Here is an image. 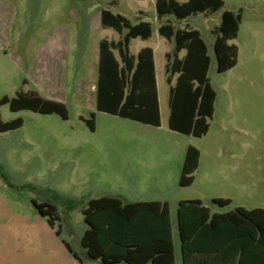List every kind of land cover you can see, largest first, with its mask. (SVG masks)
Here are the masks:
<instances>
[{"label": "rangeland", "instance_id": "obj_1", "mask_svg": "<svg viewBox=\"0 0 264 264\" xmlns=\"http://www.w3.org/2000/svg\"><path fill=\"white\" fill-rule=\"evenodd\" d=\"M109 2L0 0V99L35 92L63 102L68 112L64 119L58 113L1 107L3 121L22 118L23 125L0 133V264H104L89 258L81 243L88 228L83 209L89 200L103 196L168 202L176 264H183L180 201L200 199L212 213L264 205V0H225L219 11L183 22L201 32L211 57L208 75L218 92L203 137L168 127L170 85L164 54L172 52L174 44L157 29L145 44L156 52L160 127L100 112L95 94L76 88L90 69L96 41L116 35L94 26L103 8L133 22L136 11L144 8L146 20L158 26L154 0H119L112 7ZM226 10L242 13L238 37L232 41L240 64L230 73H219L214 30ZM140 41L133 43L132 51ZM92 114L95 130L86 123ZM189 146L200 150V162L193 184L183 187L180 179ZM218 197L233 202L220 207L213 203ZM71 200L78 203L73 208ZM35 202L57 207L60 219L55 226Z\"/></svg>", "mask_w": 264, "mask_h": 264}, {"label": "trees", "instance_id": "obj_2", "mask_svg": "<svg viewBox=\"0 0 264 264\" xmlns=\"http://www.w3.org/2000/svg\"><path fill=\"white\" fill-rule=\"evenodd\" d=\"M225 6V0H157L158 18L171 16L185 21L199 13L213 14ZM242 19L238 12L224 11L220 25L214 30L217 71L224 73L237 65L238 47L230 44L237 38ZM102 25L117 30L122 39L106 40L100 45L97 110L155 127L161 126L153 50L143 49L138 55L129 52L130 41L152 36L150 22L133 24L121 14L102 10ZM175 46L166 54L169 90L170 130L194 137L209 131L214 115L216 92L209 78L211 58L199 30L176 28L167 21L159 28ZM120 53L123 65L113 50ZM185 50L184 57L180 53ZM30 110L43 114L58 113L68 119L66 105L46 99L38 93H19L17 97L0 99V133L19 128L23 119L3 121L1 107ZM95 130V116L86 120ZM200 150L189 146L186 151L180 185L190 186L200 162ZM213 203L226 207L230 199L215 198ZM78 203L71 200V208ZM38 212L55 226L59 220L53 204L34 203ZM88 225L81 243L89 258L104 264H176L171 212L168 202H125L119 197L103 196L88 201L83 209ZM178 228L183 264H264V210L238 207L225 213L212 214L200 199L182 200L178 207ZM61 234V227L57 230ZM69 251L81 259L66 243Z\"/></svg>", "mask_w": 264, "mask_h": 264}, {"label": "crops", "instance_id": "obj_3", "mask_svg": "<svg viewBox=\"0 0 264 264\" xmlns=\"http://www.w3.org/2000/svg\"><path fill=\"white\" fill-rule=\"evenodd\" d=\"M137 1H140V2H145L146 0H137ZM184 1V0H183ZM118 2H119V0H110V2L108 3V5L110 6V7H112V6H114V5H117L118 4ZM156 2H157V0H154V4H155V11H154V13H155V17H156V19H157V22H158V26H157V28H155V26L152 24V22H150L151 23V25H152V35H153V33H154V30L155 29H157L158 30V32H159V28H160V26L161 25H163V24H166L167 23V21H172L173 23H174V25L176 26V28H184L185 26H187L188 24H186L185 26H183V22L184 21H180V22H177V21H175L174 20V18L173 17H171V16H167V17H163V18H158V16H157V11H156ZM103 9H109L110 10V8H103ZM102 9V10H103ZM112 11V10H111ZM113 12V11H112ZM114 13V12H113ZM115 14H119V13H115ZM136 14H137V16H136V22H133V21H131L129 18V20L133 23V24H137V23H139V22H142V21H144V22H149L148 20H146V16H147V13H146V10H144V8H139V10L138 11H136ZM199 14H204V15H211V14H207V13H199ZM122 15V14H121ZM124 16V15H123ZM126 17V16H125ZM127 18V17H126ZM186 21V20H185ZM94 26H96V27H101L104 31H108V30H114L115 32H116V35H113V36H111V37H109V36H105V37H101L99 40H98V44H97V41H96V44H95V47H94V53H93V58H92V60H91V62H90V69L88 70V72H87V74H86V76L82 79V81H81V84H78L77 86H76V88L77 89H79L80 90V88L81 87H83L84 89L86 88V89H89V93L93 96L94 94H95V105H96V109H97V85H98V78H99V71H98V67H99V59H100V45H101V42L102 41H104V40H106V41H108V42H115V43H117L118 41H120L121 39H122V37H123V35H121L117 30H115L114 28H111V27H104L103 25H102V11H101V13H100V17H99V19H98V21H96L95 22V24H94ZM189 26V25H188ZM192 28V27H191ZM90 29H91V27H90ZM194 29H196V28H194ZM198 30V29H197ZM240 30V29H239ZM201 33V32H200ZM159 35L162 37V38H164V39H166L164 36H162L161 34H160V32H159ZM152 37V36H151ZM151 37L150 38H148V39H142V38H140V37H137V38H134V39H132L131 41H130V44H129V52H130V54L131 55H133V56H136L137 57V55L143 50V49H146V48H150V49H152L153 50V57H154V63H155V74H156V81H157V92H158V100H159V106H160V97H159V87H158V76H157V63H156V52H155V49L154 48H152L151 46H147V44H145V43H147L150 39H151ZM238 37V36H237ZM65 40H66V46H67V50H69V32H67V34H66V38H65ZM138 40H141L140 41V45L136 48V50H135V52L134 51H132V45H133V43L135 42H138ZM167 41H169L171 44H174V42L173 41H170V40H168V39H166ZM232 41H234V40H231L229 43L230 44H235L234 42H232ZM174 46H175V44L173 45V49H174ZM84 48H86V46H83ZM208 47V46H207ZM64 49V48H63ZM173 49H172V51H173ZM113 53H114V55H115V57H116V59L120 62V65L122 66L123 65V63H122V61H121V57H120V53H119V51L118 50H116V49H114L113 50ZM167 53H171V52H165V54H164V56H165V62H164V70H165V67H166V63H167V58H166V54ZM208 53H209V50H208ZM185 54H186V51L185 50H183L181 53H180V57L182 58V57H184L185 56ZM211 58V57H210ZM72 60H73V62H75L76 61V58H71ZM78 60H81V58L79 57V59ZM240 64V60H239V49H238V62H237V65L235 66V67H233L232 69H230V70H228V71H226V72H224V73H230V72H232L233 70H235L237 67H238V65ZM94 67V68H93ZM65 72V75H66V82H69L68 81V77H67V75H68V72H66V71H64ZM165 74H166V71H165ZM167 76V75H166ZM176 79H177V76H175L174 78H173V82H172V84L171 85H174L175 84V82H176ZM210 81H211V79H210ZM211 84H212V82H211ZM69 84L67 83L66 84V86H68ZM170 85V84H169ZM170 85V86H171ZM212 86H213V84H212ZM213 88H214V90H215V92H216V101H215V104H214V108H215V106H216V102H217V99H218V92L216 91V88L213 86ZM83 90V89H82ZM81 90V91H82ZM169 90H170V88H169ZM228 95H230V93H228ZM46 99H48V98H46ZM51 100H53V99H51ZM55 101H57V100H55ZM59 102H61V101H59ZM63 103V102H62ZM168 103H169V99H168ZM160 114H161V108H160ZM214 114H215V111H214ZM125 119V118H124ZM129 120V119H128ZM132 121V120H131ZM133 122H137V121H133ZM137 123H139V124H143V125H148V124H144V123H141V122H137ZM149 126H151V125H149ZM152 127H155V126H152ZM172 131V130H171ZM173 132H175V131H173ZM188 149V148H187ZM218 198H222V197H218ZM215 199V198H214ZM224 199H230L232 202H233V200L231 199V198H224ZM151 201H160V200H151ZM140 202V201H139ZM162 202V201H161ZM238 207H242V208H245V209H247V210H253V209H263L264 210V205L262 204V205H259V206H255V207H252V208H247V207H245V206H237V208ZM236 209V208H235ZM226 212H228V211H226ZM215 213H225V212H215ZM212 214H214V213H212ZM175 247V246H174ZM175 255H176V252H175ZM181 255H182V253H181ZM176 261H177V258H176ZM183 261V260H182Z\"/></svg>", "mask_w": 264, "mask_h": 264}]
</instances>
